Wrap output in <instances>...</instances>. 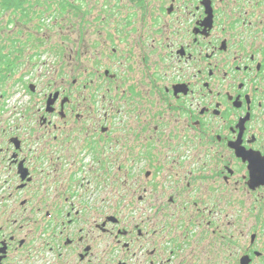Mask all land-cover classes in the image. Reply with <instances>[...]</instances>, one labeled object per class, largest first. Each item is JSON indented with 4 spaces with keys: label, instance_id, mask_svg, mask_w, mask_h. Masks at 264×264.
Wrapping results in <instances>:
<instances>
[{
    "label": "flooded vegetation",
    "instance_id": "obj_1",
    "mask_svg": "<svg viewBox=\"0 0 264 264\" xmlns=\"http://www.w3.org/2000/svg\"><path fill=\"white\" fill-rule=\"evenodd\" d=\"M52 21L76 67L18 60L0 264H264V0H49Z\"/></svg>",
    "mask_w": 264,
    "mask_h": 264
},
{
    "label": "rangeland",
    "instance_id": "obj_2",
    "mask_svg": "<svg viewBox=\"0 0 264 264\" xmlns=\"http://www.w3.org/2000/svg\"><path fill=\"white\" fill-rule=\"evenodd\" d=\"M26 7L28 8V13L33 18L23 19L21 18L20 12L15 14L14 12H8L0 19V29H2L0 47L9 46L12 48L14 46L18 48L17 50L20 53L17 55L20 56L22 61L24 60L26 63L28 60H31L36 64L34 75L37 78L46 75L48 77L52 73L51 76H53L58 71H61V73L65 72V67H67L68 71L69 69H74L76 67L74 60H72L71 64H66L64 57H57L50 53V43L57 36L54 34H58L60 27L62 32L67 31V27L62 21H58L57 28L53 26L54 21L48 22L49 0H28ZM49 38L51 39L48 41ZM7 50L9 49L7 48ZM56 53L59 55L63 52L57 51ZM60 63H64L63 66ZM30 65L33 67L32 64ZM41 83H45L43 79ZM13 87L8 89V94H10L9 98L5 101L0 100V139L7 137L3 128L9 133L20 122V115H17L15 111L18 106L16 102L18 98L16 96L17 89ZM1 107L4 108L1 109ZM125 213L126 211L123 212V214ZM244 230L246 231V227ZM232 232L233 234L236 233V228L233 227Z\"/></svg>",
    "mask_w": 264,
    "mask_h": 264
},
{
    "label": "trees",
    "instance_id": "obj_3",
    "mask_svg": "<svg viewBox=\"0 0 264 264\" xmlns=\"http://www.w3.org/2000/svg\"><path fill=\"white\" fill-rule=\"evenodd\" d=\"M27 4L28 0H1L0 19L8 12H14V14L20 12L21 18L23 19L33 18L28 13ZM1 31L2 29H0V35ZM7 48L9 50H7ZM17 49L18 48L14 46L12 48L9 46L0 47V100L2 98H9L10 94H8V89H10V87H17L19 80L16 78V73L18 59L20 58V56L17 55L20 51ZM3 108L4 107H1V109Z\"/></svg>",
    "mask_w": 264,
    "mask_h": 264
}]
</instances>
